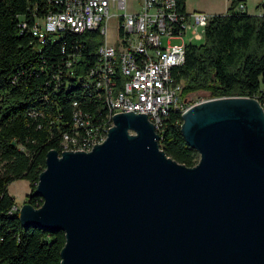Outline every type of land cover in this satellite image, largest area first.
I'll use <instances>...</instances> for the list:
<instances>
[{"label": "water", "instance_id": "water-1", "mask_svg": "<svg viewBox=\"0 0 264 264\" xmlns=\"http://www.w3.org/2000/svg\"><path fill=\"white\" fill-rule=\"evenodd\" d=\"M180 115L193 165L163 152L143 112L114 113L89 150H46L21 224L63 231L59 264H264L262 107L224 95Z\"/></svg>", "mask_w": 264, "mask_h": 264}, {"label": "trees", "instance_id": "trees-1", "mask_svg": "<svg viewBox=\"0 0 264 264\" xmlns=\"http://www.w3.org/2000/svg\"><path fill=\"white\" fill-rule=\"evenodd\" d=\"M237 2L209 16L201 40L185 43L184 61L171 69L183 98L203 90L207 97H255L264 108V14L235 10ZM183 4L180 0L177 8ZM60 8L54 0H0V264H59L63 231L23 226L17 212L9 211L15 201L7 185L25 178L30 189L23 201L38 206L32 188L46 150L57 149L60 132L71 128L72 100L92 123L104 111L96 90L75 80L96 59L98 30H65L39 42L29 29L34 16ZM70 54L71 75L65 65ZM181 120L177 110H168L158 146L191 166L198 153L185 142Z\"/></svg>", "mask_w": 264, "mask_h": 264}, {"label": "built area", "instance_id": "built-area-1", "mask_svg": "<svg viewBox=\"0 0 264 264\" xmlns=\"http://www.w3.org/2000/svg\"><path fill=\"white\" fill-rule=\"evenodd\" d=\"M126 1L54 0L61 8L34 16L29 27L39 42L65 30L80 33L97 29L101 36L94 63L75 80L96 90L104 111L98 112L92 123L72 100L71 128L60 132L57 149L51 147L58 154L63 150H89L92 144L101 142L113 124L114 113L143 112L159 134L170 108L181 113L193 103L180 95L181 82L173 80L171 69L184 61L185 43L202 39L212 13L185 9L184 4V9H178L180 0H134L133 9H126ZM234 9H245L244 3L237 2ZM169 38L180 41L170 44ZM73 58L70 54L65 61L70 75ZM18 208L14 202L9 211L18 212Z\"/></svg>", "mask_w": 264, "mask_h": 264}, {"label": "rangeland", "instance_id": "rangeland-1", "mask_svg": "<svg viewBox=\"0 0 264 264\" xmlns=\"http://www.w3.org/2000/svg\"><path fill=\"white\" fill-rule=\"evenodd\" d=\"M244 2L245 9L248 13L259 14L264 13V0H238ZM230 0H184L185 9H203L214 13L224 12L229 6ZM134 0L126 1V9H133L135 6ZM121 10H119L120 12ZM113 22H110L111 25ZM200 31V29H199ZM170 39V38H169ZM168 39V40H169ZM161 41L165 42V37H161ZM178 39H170V44L179 42ZM207 97V93L203 90H197L186 96L187 102L191 103ZM30 186L25 178H16L7 185L8 192L13 196L16 204L21 205L25 193L29 191Z\"/></svg>", "mask_w": 264, "mask_h": 264}, {"label": "crops", "instance_id": "crops-1", "mask_svg": "<svg viewBox=\"0 0 264 264\" xmlns=\"http://www.w3.org/2000/svg\"><path fill=\"white\" fill-rule=\"evenodd\" d=\"M243 3H244V2H243ZM244 6H245V4H244ZM200 10H201V9H200ZM202 10H203V9H202ZM206 12H209V13H214V12H210V11H206ZM260 13H261V12H260ZM260 13H259V14H260ZM261 14H263V13H261Z\"/></svg>", "mask_w": 264, "mask_h": 264}]
</instances>
